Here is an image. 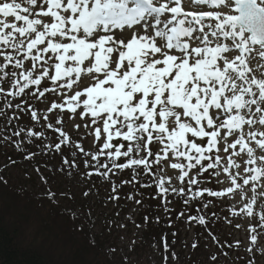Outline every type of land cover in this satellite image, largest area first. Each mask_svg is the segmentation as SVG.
Masks as SVG:
<instances>
[{
  "label": "snow or ice",
  "instance_id": "obj_1",
  "mask_svg": "<svg viewBox=\"0 0 264 264\" xmlns=\"http://www.w3.org/2000/svg\"><path fill=\"white\" fill-rule=\"evenodd\" d=\"M0 146L46 186L41 168L111 204L107 232L137 230L129 251L140 230L162 222L155 211L172 229L171 242L163 233L152 244L160 264H179L177 224L196 229L193 250L207 234V264H258L264 0H0ZM71 215L95 228L91 207ZM219 223L237 236L222 237Z\"/></svg>",
  "mask_w": 264,
  "mask_h": 264
},
{
  "label": "trees",
  "instance_id": "obj_2",
  "mask_svg": "<svg viewBox=\"0 0 264 264\" xmlns=\"http://www.w3.org/2000/svg\"><path fill=\"white\" fill-rule=\"evenodd\" d=\"M9 158L16 160V164H11ZM41 171L48 178L47 186L33 170L31 162L23 160L11 147L0 146V176L7 181L6 184L0 182V264H121L123 256L116 253L110 257L108 254L109 247L116 248L113 240L98 233L95 228L90 230L84 223V216L72 218V211L83 209L87 212L90 200L81 198L69 203L71 199L65 196L59 198V203H53L43 194L47 187L61 192V186L56 181L57 174L44 168ZM26 173L30 179L26 178ZM151 203L155 208L156 202ZM148 211L147 208L141 209L137 213V221L142 222L143 215ZM151 214L161 215L162 222L150 223L141 230L133 253L138 252L140 247L152 248L154 239L159 240L163 233H168L169 242L172 240V229L163 221V213L153 211ZM81 224H84L83 231L77 230ZM223 224L219 223L214 230L222 237L231 238ZM177 227L178 238L174 248L179 255V264H207V234L200 235V246L193 250L191 244L197 239L196 229L186 232L184 225L177 224ZM92 235L97 240L95 247L89 243ZM184 242L188 245L186 249L183 248ZM212 250L215 251V248ZM128 257L129 264H137L132 256ZM262 263L264 259H258V264Z\"/></svg>",
  "mask_w": 264,
  "mask_h": 264
},
{
  "label": "rangeland",
  "instance_id": "obj_3",
  "mask_svg": "<svg viewBox=\"0 0 264 264\" xmlns=\"http://www.w3.org/2000/svg\"><path fill=\"white\" fill-rule=\"evenodd\" d=\"M56 179H57L56 181L58 182V185L61 186V192L67 193L71 191L72 193L75 194L73 199L69 201L68 199H65L66 201L71 203L76 200L78 201L81 198H84L81 195L83 188L77 186L69 178L57 173ZM103 196H104V193L103 191H101V198ZM89 207H91L92 216L95 219V231H97L98 233L104 236L106 235L107 236L106 238H110L111 240H113L114 244L116 245L117 254L119 256H125V255L132 256V258L137 261V264H160L161 256L159 255V253L156 252V250L153 247L152 248L140 247L138 252H134V253L133 251H129L128 241L132 238L133 232L137 231L136 229L132 228L131 225L129 226V229L127 230V232H124V233H122L121 231L117 229H113L111 233L107 232L106 226L103 223L104 219L106 217L113 216L114 212L116 211V209H114L111 204H109L108 207L105 208L103 204L101 203L100 198H93L92 200H90ZM123 215L124 213L121 212V216ZM223 225H224L223 228L226 231L227 235L229 233L231 235L230 236L231 238L237 236L236 230L232 229L229 225H227V223H224ZM140 234H141V230H140L139 236L136 237V240H138V238L141 237ZM122 235L124 236L123 240L121 239ZM239 237L243 239V232L239 233Z\"/></svg>",
  "mask_w": 264,
  "mask_h": 264
}]
</instances>
